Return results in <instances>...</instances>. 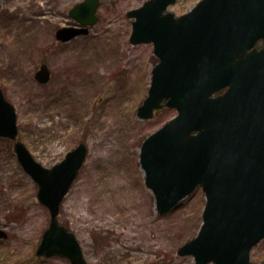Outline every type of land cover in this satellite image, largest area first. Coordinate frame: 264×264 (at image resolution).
Wrapping results in <instances>:
<instances>
[{"label":"rangeland","instance_id":"rangeland-1","mask_svg":"<svg viewBox=\"0 0 264 264\" xmlns=\"http://www.w3.org/2000/svg\"><path fill=\"white\" fill-rule=\"evenodd\" d=\"M78 1L0 0V88L15 107L18 138L46 167L80 141L87 144L58 218L75 233L88 264H194L178 249L198 232L204 192L197 187L159 214L139 160L143 139L176 113L165 107L149 119L137 116L158 58L151 42L129 41L126 12L145 0H101L88 34L57 40L56 29L73 22L69 9ZM197 1L176 0L168 10L179 15ZM41 62L51 70L44 84L34 78ZM12 146L0 136V228L7 233L0 264H69L35 255L49 211ZM132 222L147 224V242L129 244ZM250 259L264 261V238Z\"/></svg>","mask_w":264,"mask_h":264},{"label":"water","instance_id":"water-1","mask_svg":"<svg viewBox=\"0 0 264 264\" xmlns=\"http://www.w3.org/2000/svg\"><path fill=\"white\" fill-rule=\"evenodd\" d=\"M174 2L146 0L127 11L134 18L130 42H152L158 57L137 115L150 118L163 106L177 110L142 142L145 184L160 214L197 185L205 192L201 227L180 246V255H193L194 264H264L250 260V249L264 237V46L255 47L264 37V0H200L178 17L165 11ZM98 5L99 0L73 5L69 15L79 26L58 28L56 38L86 34ZM35 78L49 80L45 63ZM223 87L222 94L212 95ZM0 135L15 140L16 157L49 210L35 254L88 264L75 234L57 219L86 144L79 142L58 163L43 166L16 140L15 108L1 88ZM0 237H7L2 229Z\"/></svg>","mask_w":264,"mask_h":264},{"label":"bare ground","instance_id":"bare-ground-1","mask_svg":"<svg viewBox=\"0 0 264 264\" xmlns=\"http://www.w3.org/2000/svg\"><path fill=\"white\" fill-rule=\"evenodd\" d=\"M130 227H132V230H131V233L129 236L130 237L129 244H131L132 242L134 243L135 241L139 242L141 240H146V242H147V240L149 239L148 231H147L148 230L147 224L143 225L142 222H139V223L138 222H132ZM138 227L140 228V231L134 232L135 228H138Z\"/></svg>","mask_w":264,"mask_h":264}]
</instances>
